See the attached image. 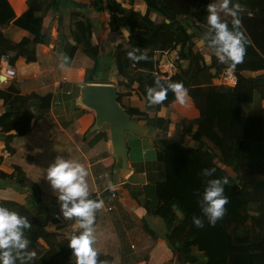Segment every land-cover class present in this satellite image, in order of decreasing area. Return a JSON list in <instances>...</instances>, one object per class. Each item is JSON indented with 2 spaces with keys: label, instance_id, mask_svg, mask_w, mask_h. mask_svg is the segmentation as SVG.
Listing matches in <instances>:
<instances>
[{
  "label": "trees",
  "instance_id": "16d2710c",
  "mask_svg": "<svg viewBox=\"0 0 264 264\" xmlns=\"http://www.w3.org/2000/svg\"><path fill=\"white\" fill-rule=\"evenodd\" d=\"M105 1L102 11L107 32L120 34L106 54H102L101 46L82 41L83 51L93 59L90 80L106 81V69L113 65L118 84L127 89L137 84V92L146 103V88L155 87V79L159 78L162 85L182 81L200 112L195 118L177 120L176 127L183 128L177 138H153L156 162L164 177L155 183L154 202L145 201L144 207L147 213L162 218L166 237L176 252V261L166 264H264V116L240 113L250 92L257 90L264 97V0H232L242 9L239 30L248 42L243 62L234 69L237 83L229 88L212 84V79L227 68L208 47L213 32L206 21V5L214 0H141L143 13L135 5L138 0ZM27 4L26 11L16 17L9 0H0V58L7 57L12 65L18 57H24L27 63L36 60V45L50 41L43 30V18L47 12L60 9L62 0H27ZM81 25V21L74 23L76 29ZM194 37L201 39L209 51L207 58L194 51ZM134 47L137 54L147 58L129 59L127 52ZM164 53L176 67L169 80L155 73ZM245 71L262 73L249 77ZM189 97L183 110L175 102L180 110L186 112L192 105ZM174 98L169 90L162 103L168 105ZM50 101L51 94H20L14 79L0 86V106L5 108L0 110V139H8L5 132L10 129L24 135L29 121L45 114ZM144 118L147 127L168 132L169 120ZM204 168L215 171L203 176ZM221 177L228 179L224 185L226 212L209 225L200 211L201 194L207 180ZM6 181L31 191L27 207L0 201V205L27 217L32 225L25 229V235L28 250H35L37 256L27 264H74L70 261L72 249L58 242L48 228L58 222L56 215L61 213L57 198L51 202V212L50 205L40 198L39 186L17 166L9 174L0 170V187ZM193 216L203 218L204 227H196ZM111 260L109 255L98 254V264H111Z\"/></svg>",
  "mask_w": 264,
  "mask_h": 264
},
{
  "label": "crops",
  "instance_id": "0c3cea01",
  "mask_svg": "<svg viewBox=\"0 0 264 264\" xmlns=\"http://www.w3.org/2000/svg\"><path fill=\"white\" fill-rule=\"evenodd\" d=\"M9 2L16 17L28 8L27 0ZM105 5V0H62L60 9L47 12L43 18V30L49 34L50 41L36 45V60L27 63L24 57H18L15 61L14 81L20 94H51V101L45 114L29 121L24 135H17L14 129L5 132L9 138L0 139V170L9 174L14 167H19L39 186L42 202L49 204L53 212L51 202L56 198V190L45 179L47 167L57 158L81 162L89 169L86 177L89 197L104 201V207L95 213L93 224L94 247L98 254L109 255L111 264L174 263L177 255L166 237L162 218L147 213L144 207L145 201L154 202L155 183L164 177L162 167L156 162L153 138L165 135L177 138L172 129L179 117L195 118L200 112L188 94L192 105L184 112L175 104L176 98L168 105H149L140 98L137 84L127 89L117 83L115 75L107 76L104 82L90 80L93 59L83 51L82 41L101 46L102 54H106L114 37L120 34L107 32L102 11ZM135 5L144 12L141 0ZM77 21L83 25L76 29L74 23ZM193 42L194 51H200L207 58L209 51L201 39L194 37ZM7 61V57L0 58L1 74ZM261 73L244 72L249 77ZM94 83L113 86L118 105L138 126L137 133L124 131L123 151L113 144L110 124H99L95 110L82 100L83 87ZM212 84L220 86L217 78L212 79ZM0 110L5 108L0 106ZM240 113L264 116V97L253 90L241 104ZM155 116L170 121L167 133L145 125L144 117ZM182 130V127L175 128L176 135ZM188 139L186 136L185 141ZM109 182L112 188L108 187ZM30 192L28 188L18 189L8 181L2 182L0 201L27 207ZM56 219L58 222L49 224L48 228L55 233L57 241L67 247L68 237L79 234L82 229L76 225V218L69 221L60 213ZM70 261L74 262L72 253Z\"/></svg>",
  "mask_w": 264,
  "mask_h": 264
},
{
  "label": "clouds",
  "instance_id": "9594fccd",
  "mask_svg": "<svg viewBox=\"0 0 264 264\" xmlns=\"http://www.w3.org/2000/svg\"><path fill=\"white\" fill-rule=\"evenodd\" d=\"M231 5V6H230ZM242 11L238 3L232 0H214L206 5V21L213 32L208 47L212 48L218 61L227 65L226 71L231 74L236 65L244 60L247 37L239 30V13ZM230 17L231 19H227ZM231 24V27H229ZM204 40L205 38L202 37ZM138 48L127 52L132 61L146 59V55L137 54ZM155 87L146 88V99L149 105H159L167 99L171 90L176 100L184 104L187 98V89L182 81L161 84L159 78L154 80ZM215 169L204 168L201 175L211 176ZM89 169L77 160L57 158L46 169L45 179L56 190L60 211L66 220L75 219L79 234L68 237V246L72 249L74 264H98V251L94 247L96 236L93 224L95 213L104 207L102 199L89 198V184L86 177ZM228 183L226 177L212 178L204 185L200 211L209 225H214L226 212L225 205L228 197L224 194V185ZM109 188L113 185L109 182ZM193 216L196 227H204V219ZM27 217L17 211L0 205V264H27L37 256L35 250L29 249V239L25 229H30ZM101 264V262H100Z\"/></svg>",
  "mask_w": 264,
  "mask_h": 264
},
{
  "label": "water",
  "instance_id": "95a60500",
  "mask_svg": "<svg viewBox=\"0 0 264 264\" xmlns=\"http://www.w3.org/2000/svg\"><path fill=\"white\" fill-rule=\"evenodd\" d=\"M5 80L6 77L0 73V84ZM82 100L95 110L99 124L103 122L110 124L113 144L123 151L124 131L137 133L138 126L118 105L113 86L101 83L86 85L82 89Z\"/></svg>",
  "mask_w": 264,
  "mask_h": 264
},
{
  "label": "built area",
  "instance_id": "2783aa9c",
  "mask_svg": "<svg viewBox=\"0 0 264 264\" xmlns=\"http://www.w3.org/2000/svg\"><path fill=\"white\" fill-rule=\"evenodd\" d=\"M226 69L227 68L223 69L220 74L216 77L219 82V85L225 88L234 87L237 83L236 74L234 70H232L231 74H228ZM175 72L176 67L172 58L169 56L168 53H164L163 63L160 65L159 68H157V71L155 73L158 74V76H160L162 79L169 80ZM2 74L6 77L7 80L14 79L16 76L15 66L8 63V65H6L5 69L3 70Z\"/></svg>",
  "mask_w": 264,
  "mask_h": 264
},
{
  "label": "rangeland",
  "instance_id": "374dc122",
  "mask_svg": "<svg viewBox=\"0 0 264 264\" xmlns=\"http://www.w3.org/2000/svg\"><path fill=\"white\" fill-rule=\"evenodd\" d=\"M195 48V47H194ZM204 48V47H203ZM203 50H205V49H203ZM205 53H206V50L204 51ZM206 56H209V54H207ZM114 69V68H113ZM112 68H107L106 70H107V72H106V74H107V76L108 77H111L112 75H115V73L112 71L113 70ZM116 77V76H115ZM116 80H117V83H118V79H117V77H116ZM179 103V102H178ZM188 103L187 102H185L184 104H180L179 103V105H180V107H181V109L183 110V108H182V106H185V105H187ZM188 107V106H187ZM180 118V117H179ZM175 128L177 129V127L175 126L172 130H174V136H177L176 135V133H175ZM9 184L10 185H17V184H15V183H12V182H9ZM18 186V185H17ZM72 258H73V256H72ZM74 259V258H73Z\"/></svg>",
  "mask_w": 264,
  "mask_h": 264
}]
</instances>
